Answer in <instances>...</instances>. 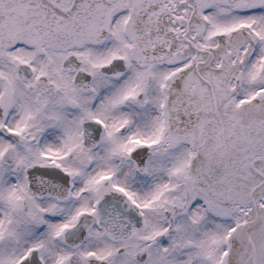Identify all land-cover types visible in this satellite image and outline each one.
Instances as JSON below:
<instances>
[{
	"label": "snow or ice",
	"instance_id": "snow-or-ice-1",
	"mask_svg": "<svg viewBox=\"0 0 264 264\" xmlns=\"http://www.w3.org/2000/svg\"><path fill=\"white\" fill-rule=\"evenodd\" d=\"M0 264H264V0H0Z\"/></svg>",
	"mask_w": 264,
	"mask_h": 264
}]
</instances>
